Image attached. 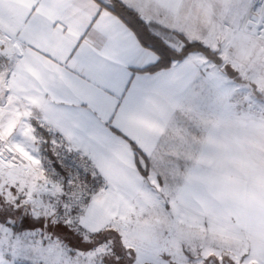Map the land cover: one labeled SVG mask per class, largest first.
<instances>
[{
    "label": "snow or ice",
    "instance_id": "obj_1",
    "mask_svg": "<svg viewBox=\"0 0 264 264\" xmlns=\"http://www.w3.org/2000/svg\"><path fill=\"white\" fill-rule=\"evenodd\" d=\"M0 264H264V0H0Z\"/></svg>",
    "mask_w": 264,
    "mask_h": 264
}]
</instances>
